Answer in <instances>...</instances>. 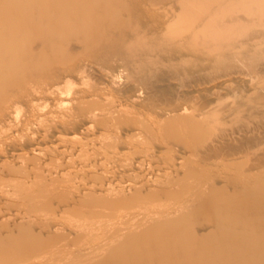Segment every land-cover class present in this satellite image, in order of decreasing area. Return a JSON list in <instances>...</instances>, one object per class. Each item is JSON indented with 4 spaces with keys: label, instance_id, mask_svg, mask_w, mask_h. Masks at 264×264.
Here are the masks:
<instances>
[{
    "label": "bare ground",
    "instance_id": "1",
    "mask_svg": "<svg viewBox=\"0 0 264 264\" xmlns=\"http://www.w3.org/2000/svg\"><path fill=\"white\" fill-rule=\"evenodd\" d=\"M161 1L173 3L174 7L167 13L156 15L140 9L143 2L153 7ZM143 2L0 0V119L22 103L30 92L43 89L48 94L50 92L49 98L53 94L55 99L52 103V98L48 100L50 104L45 103V107L32 110L26 116L24 127L27 124L29 127L31 121L47 118L59 121L56 128H75L76 131L93 122L97 123V130H101L99 139L106 142L101 135L113 134L110 124L125 118L119 104L137 107L135 97L140 91L139 86L144 84L155 91L156 77L151 74L165 66V80L178 83L182 90L165 97L164 104L173 107L177 102H188L194 106L188 109L176 105L172 110L162 111L165 135L171 139L167 151L172 154L168 156L171 162L166 164L169 173L165 180L144 185L139 180L132 182L134 178L129 182L121 180L119 183L126 185L125 190L129 193L120 197L115 192L114 179L85 190L77 184L78 181L67 179L61 184H67L71 190L75 185L79 192L76 197H63L74 208L70 220L77 222L74 228L78 247H65L64 235L53 237L54 233L50 238L30 237L26 230L18 229L5 243L0 242V261L20 260L55 249L59 250L64 264H264V123L256 127L245 126L255 119L254 110L264 105L253 99L235 103L231 111L238 115L239 123L244 126L232 133L221 129L213 132L210 125L221 121L219 112L211 109L214 101L204 99L202 92L207 89L198 85L204 77H197L217 71L228 72L235 70L240 63H247L252 72L251 75L248 73V85L253 91L260 90V93L256 91L258 99L264 102V69L258 70V60L264 55L262 32L245 26L234 28L243 18L233 15V9L227 4L216 6L226 8L219 9L213 16L215 26L208 29L199 5L203 8L210 6L213 0ZM193 5L196 9L190 10ZM244 7L245 14L253 17L252 22L256 19L264 25V0L246 1ZM183 15L185 24L177 25ZM146 24L150 25L149 30L144 29ZM147 33L152 37H145ZM237 35L259 38L263 42L251 44L245 50L238 49L232 42L226 44ZM110 67L132 71L131 83L123 88L118 86L114 70L108 72ZM89 69L103 72L108 87L118 88L117 96H106V93L102 96L100 93L105 90L102 91L100 86L98 89L93 82L86 85L83 82L80 85L85 86V90L82 93L78 90L76 96L72 93L74 97H71L68 108H62V96L72 92L73 88L69 87L75 81L79 82L82 79L79 75ZM95 83L96 86L99 84ZM192 83L196 85L192 86ZM222 84L225 83L219 82L215 86L225 89ZM150 96L144 101L148 106L154 102L152 97L155 96ZM220 100L221 94L215 102ZM101 106L104 108H99ZM242 113L247 116L243 117ZM75 119L79 123L74 124ZM136 125L144 127L140 119ZM46 133L42 131L37 137L27 133L23 144L15 141L17 147L31 145L30 155L27 154L29 158L25 156L28 161L22 162L21 166L30 165L34 173L44 165L54 167V173L72 168L58 162L57 155L53 161L37 165L35 157H42L41 153L38 154L41 148L37 150L32 144L47 137ZM13 135L9 134L10 138L13 139ZM81 139L82 135H78L66 142L79 146ZM178 143L181 146L176 148ZM135 159V168L143 166L140 158ZM145 169L153 171V166L142 167L139 171ZM56 190L55 187L51 193H45L43 186L39 185L38 194L26 202L30 204L37 199L55 197L58 195ZM148 193L155 194V198L143 197ZM195 207L210 224L194 229L183 223L184 215ZM178 209H183V213ZM84 210L89 212L88 219L82 215ZM134 211L145 214L144 221L133 218L131 213ZM115 216L116 220L133 222L114 227L103 226L99 221ZM237 218L239 220H235ZM81 225L90 229L89 236ZM52 227L57 230L56 226Z\"/></svg>",
    "mask_w": 264,
    "mask_h": 264
},
{
    "label": "rangeland",
    "instance_id": "2",
    "mask_svg": "<svg viewBox=\"0 0 264 264\" xmlns=\"http://www.w3.org/2000/svg\"><path fill=\"white\" fill-rule=\"evenodd\" d=\"M246 1L260 0H213L210 6L203 8V5H199V9H202L203 11L202 16L207 19L206 27L208 29L209 27H214L215 19L213 16L220 11L219 9L226 8L224 6L221 8L216 6L227 4L228 7L233 9V15L243 18L240 23L233 26L234 28L242 26L248 28L251 27L253 30L261 31L264 38V25H261V23L256 21V19H253L254 22H252L251 19L253 17L250 18V15H248V17L246 15L247 13L245 14L246 11L244 3ZM143 3V6H140L142 12L150 11L153 15H156L157 13H167L172 7H174L173 3L162 1L158 2L153 7L145 5V2ZM195 9L196 7H194V5L190 8V10ZM247 20H249V23ZM185 22L186 18L183 15L177 22V25H183ZM144 29L149 30L150 25L146 24ZM252 29L250 30L253 31ZM144 36L152 37V34L148 36L147 33ZM248 38L249 37L246 35H237L235 39L226 41V44L232 42L238 49L245 50L249 47V45L256 44L262 40L259 38ZM261 42H263V40ZM263 49L264 44L262 45L261 50ZM260 58V61L258 60V67H260V69L258 68L259 72L264 69V55L260 56ZM248 66L249 64L247 63H240L235 70H230L228 72L217 71L214 74H202L201 76H197L200 78L204 77V81H199L198 85L200 88L207 89L202 92L204 99L211 103L214 101L211 105V109L217 110L221 119V121L216 123L213 122L210 125L211 131L215 132L216 130L221 129L227 133H232L244 126L243 123H239L240 120L238 115H235L231 111L235 103L242 102L244 99H253L264 105V102H261L258 99V93L256 92L258 91L260 93V90L257 89L256 91H253L252 87L248 85V82L250 81L249 77L252 74V72H250L251 70H248ZM110 68L111 69L108 72L114 70L113 72L117 75L116 80L118 82V86L123 88L131 83V79L133 77L132 71L122 67ZM165 70H167L166 66L162 69L155 70V72L151 74L156 77L155 85H157V88L155 91H151L144 84L139 86L140 91L136 93L137 97H135L137 99V107L132 108L128 103H120L116 101L118 102L117 104L120 103L119 108L122 110L121 113L125 118L123 120H115L112 124H110L113 128V134L104 133L101 135L106 142L99 139V132H101V130H97V123L94 124L93 122L89 123L88 126L83 125L75 131V128H56L55 126H58L59 121L56 120L53 122L52 120H48L46 118L41 121H31L29 127L28 124L25 125V127H27L26 129L24 127V124H26L25 120H27L26 116L31 114V111L36 109V107H45L46 104L49 105L50 102L52 103L55 99L53 98V94L50 95V97L52 96V99L49 98L50 92L48 91V94L43 89H40L41 92H30L29 96L26 97L22 103H19L13 107L9 113H6L4 115L5 118L0 119V242L5 243L12 233L16 232L18 229H23L28 232L30 237L38 236L40 238H50L51 234L54 233L56 234H54L53 237L64 235L63 245L68 248L72 246L77 248L78 243L76 241V229L74 228L77 222L70 220V215L74 208L70 202L67 204L66 201L63 200V197H68V195L76 197L79 192L75 188V185L71 190L67 184H61V182L63 183V181L67 179L78 181L77 184L82 190L97 187L100 184L107 182L108 179H114V181H117H113L114 189L120 197H126L129 193V191L125 190L127 186L119 183L122 182L121 180L129 182L130 178H134L132 182L139 180L140 184L144 185L154 180L159 182L166 179L169 173V168H167L166 164L171 162V159L168 156H171L172 154L167 151V146L171 139H167L165 135L166 123L162 121V111L172 110L176 105L185 106L188 109H191L194 106L188 102H177L173 107L164 104L165 97L181 93L182 90L178 83H174L169 79L165 80L167 79L164 75ZM248 73L251 74L248 75ZM79 77L82 79L79 80V82L78 80L75 81L73 85L69 87L73 88L72 92L68 91L70 96L65 94L64 97L62 96V100L59 99V101L61 100L60 103L62 104V108H68L69 101L72 100V93L76 96L80 90L81 93L85 90V86H81L83 85V82L85 85L87 82L91 84L93 82L95 84L94 86L98 89L101 87L100 89H102V91L105 90V92L103 91V94L100 93L102 91L99 90V93L102 96L105 93L107 94H105L106 96L112 95L114 98L117 96L115 95V92L118 91V88L115 86L108 87L103 72H97L89 69L87 71H83ZM158 79L163 81H157ZM95 81L99 83L97 86ZM255 81L256 80L252 82L255 83ZM219 82L225 83L222 84L225 85V89H220V87L215 86ZM194 85L196 84L192 83V86ZM32 87L34 88L35 86L32 85ZM66 88H68V86ZM74 89L76 90V94ZM78 90L79 92H77ZM106 90H109L113 94L107 93ZM219 94L222 95V100H220V102H215ZM150 95H154L155 97H152V99H154L153 104L148 106L149 104H146L145 102L148 100ZM113 97L112 99H114ZM48 100H50V102ZM105 105H107V103ZM99 108L104 107L101 106ZM254 113L255 119L253 122H248L245 126L249 125L256 127L261 126L264 123V107L259 106L254 110ZM152 115L154 117H152ZM242 116H247V113H242ZM127 118H130V120ZM137 119H140L141 122L144 123L145 128L140 125H136ZM72 122L74 124L79 123L76 119ZM246 122L247 121H245V123ZM157 126L158 128L156 130ZM74 127L76 126L74 125ZM42 131L47 132V137L38 139V142L32 144L37 150L38 148H41L38 150V154L41 153L42 157L41 155L38 158L35 157L36 161H38L37 165H43L44 162L48 163L49 161H53L57 155L58 162L72 168L67 167L66 171L64 169L62 173H54L52 171L54 167L48 168L44 165L40 168L38 173H34V170L30 165H27L26 167L21 166L22 162L28 161L25 156H27V154L30 155L31 145L17 147L14 145L15 141H20V144H23L27 138V136H25L27 133H31L33 137H37L42 133ZM9 134H14V138H10L11 136H9ZM78 135H82L81 145L67 144L66 141H68V139L78 137ZM109 142H111V144ZM178 146H181V144L178 143L176 148H178ZM58 151H60L59 154H56ZM27 158L29 157L27 156ZM135 158H140V164H143V166L135 168V165L137 164V160ZM133 164L134 167L132 166ZM149 165L153 166V171L145 169L140 172L142 167L147 168ZM73 171H78L79 173H74ZM80 173L82 174L80 175ZM122 184H125V182ZM39 185L43 186L45 193H51V190L56 187L58 195L51 198L48 197V199L44 200L37 199L36 202L28 204L27 199L38 194L36 189ZM143 197L154 199L155 194L148 193ZM214 199L215 198L212 200ZM123 210L124 209L121 211ZM116 211H119V208ZM166 211H169V209ZM183 211V209L179 210V212L182 213ZM82 215L85 219L90 217L87 210H84ZM131 216L142 220L146 218L145 214L137 211L131 213ZM184 217L185 219L183 220L185 221H183V223L189 224L194 229H199L202 226L210 224V221L204 215L199 213L196 207L188 210ZM78 220L84 219L78 218ZM235 220L239 219L237 218ZM240 220H242V218ZM99 221L103 226L110 225L114 227H120L122 224H131L133 222V220H116V216L111 219ZM51 225L56 226L57 230L53 227L51 228ZM81 229L87 232L88 236L90 235V229L88 227L81 225ZM249 261L252 262L253 260L251 259ZM0 264H64V262L62 260V256L59 254V250L54 249L34 256H28L20 260L0 261Z\"/></svg>",
    "mask_w": 264,
    "mask_h": 264
}]
</instances>
